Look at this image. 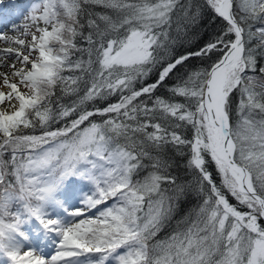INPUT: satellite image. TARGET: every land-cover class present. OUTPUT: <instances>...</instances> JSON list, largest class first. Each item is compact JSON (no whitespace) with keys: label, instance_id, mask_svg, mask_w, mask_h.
<instances>
[{"label":"snow or ice","instance_id":"6c2138e0","mask_svg":"<svg viewBox=\"0 0 264 264\" xmlns=\"http://www.w3.org/2000/svg\"><path fill=\"white\" fill-rule=\"evenodd\" d=\"M205 10L220 24L202 40ZM10 31H0L8 264H264V0H35ZM71 176L91 189L69 210L56 193ZM32 218L59 237L51 255L24 246Z\"/></svg>","mask_w":264,"mask_h":264},{"label":"trees","instance_id":"16d2710c","mask_svg":"<svg viewBox=\"0 0 264 264\" xmlns=\"http://www.w3.org/2000/svg\"><path fill=\"white\" fill-rule=\"evenodd\" d=\"M195 3H203V0H194ZM93 11H96V12H103V11H106V9L102 8V7H93L92 8ZM211 12H209L208 10H205V13H204V16H203V19L201 21V24H200V27H199V31L203 34L202 35V40H206L207 37H208V34L211 33L212 31L216 30L218 25L220 24V21L219 20H216V21H212L210 22V18H211ZM257 26H259L257 24ZM85 31H87L85 29ZM202 42V41H201ZM78 43L80 44H83L84 42L82 40L78 41ZM255 43V41L253 42ZM258 62H261V63H264V59H260ZM193 64H197L199 63L198 61L196 60H193L192 61ZM67 74V73H66ZM158 94H164V89L161 88L160 89V92ZM115 98H113L114 100ZM183 131V130H181ZM6 159L8 158L7 156L5 157ZM178 164L180 165H183V161L182 160H179L178 159ZM210 171H213L214 172V166H211L210 165ZM173 173L176 174V175H179L181 177V179H185V178H188L186 177L185 175V170L183 167H180V168H175L173 169ZM146 174V172H142L141 173V176ZM9 179H11V177H9ZM217 183H219V178L217 177ZM73 188V187H84L86 189H89L91 188V185L89 184V182H87L86 180H83V179H79L77 177H74V176H71L69 177L65 182H64V185L63 187H61L58 191H57V194H62V193H65L67 192L69 189ZM227 196H228V199L230 200L231 203L233 204H237V202L234 200V198H232L230 196V194L228 193H225ZM113 201H106L104 203V205L102 207H107V206H110V204L112 203ZM197 201L195 199L194 196H189L182 204L181 206V210L179 213H177V216H176V219H179L181 215H183L184 211L192 206L193 204H195ZM240 210L242 211H245L246 209L243 208V207H240ZM34 219V218H32ZM262 225H264V220H261L259 221ZM175 220H173L169 225H167L162 231H160L158 233V236H157V239H164L165 237L169 236L173 229L175 228ZM22 230V229H21Z\"/></svg>","mask_w":264,"mask_h":264},{"label":"rangeland","instance_id":"374dc122","mask_svg":"<svg viewBox=\"0 0 264 264\" xmlns=\"http://www.w3.org/2000/svg\"><path fill=\"white\" fill-rule=\"evenodd\" d=\"M27 15H25L26 17ZM25 17H24V21H22L23 23L25 22ZM22 20V19H21ZM21 22V23H22ZM7 45H4V44H0V47H6ZM9 63H11V61H9ZM0 71H4V72H7L9 71L8 68L6 67H0ZM78 195H82L81 192H77ZM80 199L79 196L75 197V199H72V197H70L68 200L66 199V208H70V209H73V208H76L79 206L80 204ZM48 211V210H47ZM49 215L51 216L52 213L49 212ZM95 214V211H93V215ZM63 222H66L65 220H62ZM36 239H37V242L34 243V248L33 249H36L38 250L42 255H51L52 252H54V247H53V243H50V244H47V241L45 242H42V238H43V235H40V234H37L36 236ZM25 247H30L31 245L30 244H26L24 245ZM26 250V249H25Z\"/></svg>","mask_w":264,"mask_h":264},{"label":"water","instance_id":"95a60500","mask_svg":"<svg viewBox=\"0 0 264 264\" xmlns=\"http://www.w3.org/2000/svg\"><path fill=\"white\" fill-rule=\"evenodd\" d=\"M264 220V218H262Z\"/></svg>","mask_w":264,"mask_h":264}]
</instances>
